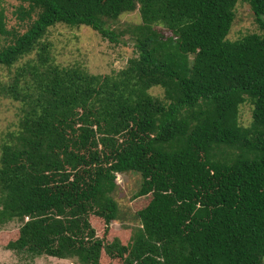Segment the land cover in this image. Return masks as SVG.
<instances>
[{
  "label": "trees",
  "instance_id": "trees-1",
  "mask_svg": "<svg viewBox=\"0 0 264 264\" xmlns=\"http://www.w3.org/2000/svg\"><path fill=\"white\" fill-rule=\"evenodd\" d=\"M14 1L27 25L20 34L5 29L0 11V39L10 41L0 46L4 67L54 24L117 43L112 23L134 9L135 29L162 26L175 53L157 56L145 34L114 73L52 66L41 53L19 68L8 93L23 106L17 128L0 138V224L20 225L4 248L78 264H99L101 254L120 264H262L264 0H242L260 34L232 41L225 35L236 0ZM187 54L184 65L177 56ZM151 86L162 100L146 93ZM123 172L138 174L133 197L147 201L125 243L120 235L107 242L89 218L103 233L116 220L114 174Z\"/></svg>",
  "mask_w": 264,
  "mask_h": 264
},
{
  "label": "rangeland",
  "instance_id": "rangeland-1",
  "mask_svg": "<svg viewBox=\"0 0 264 264\" xmlns=\"http://www.w3.org/2000/svg\"><path fill=\"white\" fill-rule=\"evenodd\" d=\"M16 5L19 3L14 0H0L4 28L20 34L25 30L27 21H17L13 14ZM260 19L264 22V15ZM139 23L140 19L136 9L119 14L111 26L119 35L117 43L106 42L85 26L67 27L54 24L44 30L42 36L37 39L27 54L19 57L9 67L0 65V138L5 132L17 128L20 107L23 106L20 101L11 98L8 88L14 77L17 76L19 68L23 67L25 63L36 64L40 53L47 56L52 66L79 68L88 74L106 75L118 71L128 58L134 57L132 40L135 36L144 37L147 34L149 39L147 43L155 49V54L159 57L169 56L174 52L175 42L171 43L173 36L169 31L160 25L143 26L136 30L135 27L140 25ZM248 34L258 35L260 30L255 24L246 2L236 0L232 7V20L225 38L232 41ZM9 42V37H2L0 46ZM177 57L183 61L184 65H188L192 56L187 54ZM28 82V76L24 74L16 83V89L24 90ZM146 93L162 100V89L158 86H151ZM249 116V107L246 104L241 105L238 109L240 126L248 125ZM114 181L116 188L112 193V198L117 206L116 220L108 224L105 233H103V225L100 220L90 217L89 225L97 238L102 237L108 242L112 236L120 235L121 242L125 243L129 233L137 226L134 212L146 203L147 198L133 197L140 181L138 174L134 172L118 173L115 175ZM19 225L20 222L15 219L0 224V264H78L74 258L56 259L45 255L31 256L25 252L6 250L4 245L16 238ZM120 225L122 226L120 227ZM98 262L99 264H120V260L108 259L102 254L99 256ZM261 263L264 264V257L261 258Z\"/></svg>",
  "mask_w": 264,
  "mask_h": 264
},
{
  "label": "clouds",
  "instance_id": "clouds-1",
  "mask_svg": "<svg viewBox=\"0 0 264 264\" xmlns=\"http://www.w3.org/2000/svg\"><path fill=\"white\" fill-rule=\"evenodd\" d=\"M116 174H114V177H115ZM115 182V181H114Z\"/></svg>",
  "mask_w": 264,
  "mask_h": 264
}]
</instances>
